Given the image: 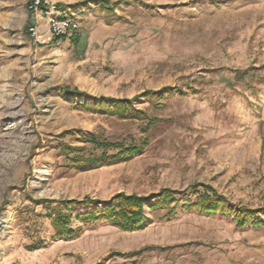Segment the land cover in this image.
Returning <instances> with one entry per match:
<instances>
[{
  "label": "rangeland",
  "instance_id": "374dc122",
  "mask_svg": "<svg viewBox=\"0 0 264 264\" xmlns=\"http://www.w3.org/2000/svg\"><path fill=\"white\" fill-rule=\"evenodd\" d=\"M51 1L79 19L74 37L48 39L35 22L46 39L36 43L28 0H0V264H264V227L183 202L132 232L72 218L83 225L74 239L59 238L49 215L52 200L123 192L151 201L201 183L263 217L264 0ZM246 68L253 76L233 72ZM105 97L156 122L84 107ZM76 129L148 143L126 161L78 167L77 153L100 151L66 134ZM62 143L83 149L62 154Z\"/></svg>",
  "mask_w": 264,
  "mask_h": 264
},
{
  "label": "trees",
  "instance_id": "16d2710c",
  "mask_svg": "<svg viewBox=\"0 0 264 264\" xmlns=\"http://www.w3.org/2000/svg\"><path fill=\"white\" fill-rule=\"evenodd\" d=\"M77 34L74 33L73 37ZM74 40H77L75 38ZM221 70V68H217ZM215 70V69H212ZM251 71L250 68L243 70H234L238 78H246ZM193 93L198 92L194 87L186 88ZM178 91L177 87H166L163 93ZM182 92V91H181ZM149 97H153L154 93L148 92ZM84 107L91 111L108 113L119 118H137L146 123V127H150L156 121L153 117L146 116L143 110L135 109L130 101L115 97L102 98L100 102L85 101ZM74 132L79 134V138L93 145L94 149L100 151L97 156H88L76 154L72 157V161L78 167L96 166L100 164H116L126 161L139 152L148 143L146 137L142 138L138 145L132 144L125 147L122 143L112 142L107 138L97 135L93 132L82 134L79 129L66 131V134L73 135ZM62 154H70L73 151L78 152L83 147H74L69 144L60 146ZM109 150H113L112 154H108ZM195 195V201L191 200V196ZM180 202H183L182 208L186 210H196L203 215H223L231 216L236 220L238 227H244L250 224L254 227H264V216L260 215L261 211L239 205L234 208L227 201L226 197L217 193L210 185L193 183L185 190H174L170 188L161 189L153 200L147 201L146 198L138 194H125L123 192L116 193L106 200L90 199L85 197L82 200H52L50 203L56 205L52 207L49 215L52 225L59 238L74 239L80 235L83 225L75 228L71 227V220L75 218L83 224H89L96 221L115 223L121 230L132 232L141 230L148 221V213L157 212L163 209L175 211Z\"/></svg>",
  "mask_w": 264,
  "mask_h": 264
},
{
  "label": "built area",
  "instance_id": "2783aa9c",
  "mask_svg": "<svg viewBox=\"0 0 264 264\" xmlns=\"http://www.w3.org/2000/svg\"><path fill=\"white\" fill-rule=\"evenodd\" d=\"M26 8L30 13L45 18L48 39L51 37H71L80 28L79 19L74 14L64 13L62 16H57L59 13L58 5L51 0H28ZM28 31L34 42H46L44 35L39 32L36 25L31 24Z\"/></svg>",
  "mask_w": 264,
  "mask_h": 264
},
{
  "label": "crops",
  "instance_id": "0c3cea01",
  "mask_svg": "<svg viewBox=\"0 0 264 264\" xmlns=\"http://www.w3.org/2000/svg\"><path fill=\"white\" fill-rule=\"evenodd\" d=\"M57 5H58V8H59V13H58L57 16H62V14H64V13H68L69 7H67V6H62V5H60V4H57ZM24 11H25V13H26L27 19H28L31 23L34 24L35 22H38V24H39V28H40L41 32H45V31H46V29H47V25H46V21H45V19H44L43 17L40 16V17L36 18L35 15L32 14V13H31V15L29 16V14H28V12L26 11L25 8H24ZM60 39H61V38H60ZM60 39H58V38L55 39V38H54V39H52L50 42L46 43V44L43 45V46H37V45H35V44H33V46H36V47H38V48L51 46V44L54 43V42L58 43V42L60 41Z\"/></svg>",
  "mask_w": 264,
  "mask_h": 264
}]
</instances>
